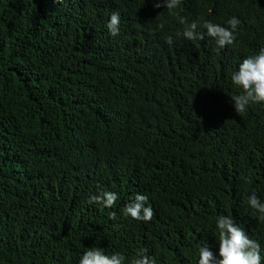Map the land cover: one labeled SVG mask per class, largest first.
Instances as JSON below:
<instances>
[{"label": "trees", "instance_id": "obj_1", "mask_svg": "<svg viewBox=\"0 0 264 264\" xmlns=\"http://www.w3.org/2000/svg\"><path fill=\"white\" fill-rule=\"evenodd\" d=\"M175 11L201 33L238 18L235 44L176 37L178 18L153 0H0V264H79L92 247L124 264L140 249L198 264L202 241L218 251L221 214L264 264V220L247 202L264 201V103L236 113L230 97L232 73L264 48V0ZM100 188L118 195L112 208L89 203ZM135 194L151 221L124 214Z\"/></svg>", "mask_w": 264, "mask_h": 264}, {"label": "clouds", "instance_id": "obj_2", "mask_svg": "<svg viewBox=\"0 0 264 264\" xmlns=\"http://www.w3.org/2000/svg\"><path fill=\"white\" fill-rule=\"evenodd\" d=\"M181 4L182 0H153L154 7L163 6L170 16L178 18L182 30L176 32V37L191 41L203 40L207 35L213 38L220 48L235 44L237 27L241 23L238 18H230L227 21L228 27L204 21L202 27L206 33H201L198 30L201 27L198 21L189 22L175 11L181 7ZM120 20L119 12L111 13L106 25L110 36L115 37L119 34ZM158 28L163 29L164 24H159ZM165 43L169 45L174 43L173 37L167 36ZM231 81L234 86L242 90L241 94L230 96L236 113H245L250 104L264 103V48H261L255 55L243 59L238 70L232 73ZM248 182L251 183V179ZM118 198L116 193L100 188L96 194L90 196L89 203L112 208ZM247 202L250 208L260 214L259 219L264 220V201L252 192ZM124 214L136 221L149 222L153 219L154 211L149 204L148 196L135 194L132 202L125 206ZM109 219H117L116 213H109ZM215 226L218 232V251L214 254L211 248L202 241L198 264H262L260 244L249 238L233 217L218 215L215 219ZM124 261L125 257L120 253L109 255L105 254L103 249L92 247L84 251L79 264H124ZM130 264H156V260L147 254V249H140Z\"/></svg>", "mask_w": 264, "mask_h": 264}]
</instances>
